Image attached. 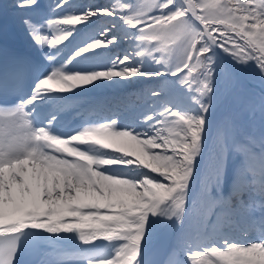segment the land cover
Instances as JSON below:
<instances>
[{"label": "snow or ice", "instance_id": "1", "mask_svg": "<svg viewBox=\"0 0 264 264\" xmlns=\"http://www.w3.org/2000/svg\"><path fill=\"white\" fill-rule=\"evenodd\" d=\"M12 8L38 55L12 56L31 68L0 106V264L31 251L42 264H264V0ZM152 80L125 111L64 127L90 92ZM221 97L248 119H216ZM166 229L175 242L150 261Z\"/></svg>", "mask_w": 264, "mask_h": 264}, {"label": "bare ground", "instance_id": "2", "mask_svg": "<svg viewBox=\"0 0 264 264\" xmlns=\"http://www.w3.org/2000/svg\"><path fill=\"white\" fill-rule=\"evenodd\" d=\"M11 8V14L13 15L15 24L19 32L22 34V37L25 40V45L28 48V50L32 52L33 57L37 56L38 53L36 49L32 45V41L30 37L28 36L27 32L25 31L23 25L20 22V18L18 15L14 13V10L12 8V5L14 3V0H8ZM41 2L44 5H48L50 3H53L54 0H41ZM94 3L97 4H104L107 2V0H93ZM150 82L158 83V81H147L142 83L140 87H111V88H102L97 89L92 92H90L85 98L84 102L79 104L78 106L66 108L62 114H61V120L63 121L64 127L71 130L76 127H79L86 119L89 117L96 118V114L99 113L100 115H108L111 114L109 110L111 111H125L126 107V98L127 97H141V92L143 89H147L149 87H152ZM154 86V85H153ZM228 101V98H223L217 102V106L214 109V117L216 119H221L220 112L221 110L226 106V102ZM140 103L143 102L142 98L139 101ZM44 121H41V124H43ZM61 130V129H57ZM209 162L206 160L202 163V167L207 165ZM203 185V178L200 182V187L197 188L195 195L197 199L199 198V191L200 188ZM191 207V205H190ZM256 215H259L256 214ZM193 227H195V221H193L192 224ZM254 235V233H253ZM177 233L175 230L172 229H166L158 232L151 241V252L154 250L155 247L159 246L161 243H167L168 248L175 242ZM241 238V237H236ZM51 256H46L41 252H38L35 256L34 263L33 264H42L43 261H49L51 260ZM165 259V258H164ZM71 264H75V262H71Z\"/></svg>", "mask_w": 264, "mask_h": 264}, {"label": "rangeland", "instance_id": "3", "mask_svg": "<svg viewBox=\"0 0 264 264\" xmlns=\"http://www.w3.org/2000/svg\"><path fill=\"white\" fill-rule=\"evenodd\" d=\"M152 81L155 82V80H152ZM150 84L154 85L156 83L150 82ZM153 85H151V86H153ZM256 91L258 92L259 89L257 88ZM232 111H239L240 119H242V120L248 119L247 114L242 111V109L239 107V105L232 98H228V101L226 102V106L220 112V117L223 118L225 115L229 114ZM257 119H258V116H257Z\"/></svg>", "mask_w": 264, "mask_h": 264}, {"label": "clouds", "instance_id": "4", "mask_svg": "<svg viewBox=\"0 0 264 264\" xmlns=\"http://www.w3.org/2000/svg\"><path fill=\"white\" fill-rule=\"evenodd\" d=\"M28 132H29V136H30V141H29V144H28V147L31 148L34 146V136H35V133L34 131L31 130V128L29 127L28 129ZM7 138H5L6 140Z\"/></svg>", "mask_w": 264, "mask_h": 264}]
</instances>
